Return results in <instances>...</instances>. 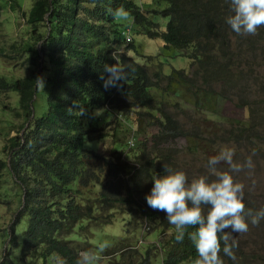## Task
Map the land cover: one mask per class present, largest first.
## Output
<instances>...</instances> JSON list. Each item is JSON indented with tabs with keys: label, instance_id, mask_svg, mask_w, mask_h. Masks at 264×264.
<instances>
[{
	"label": "trees",
	"instance_id": "trees-1",
	"mask_svg": "<svg viewBox=\"0 0 264 264\" xmlns=\"http://www.w3.org/2000/svg\"><path fill=\"white\" fill-rule=\"evenodd\" d=\"M154 3L165 6L151 11L133 0H35L28 11H21L25 25L32 28V40L41 43L42 57L36 49L22 47L23 51L33 53L25 61L27 67L39 68L40 73L32 72L10 81L0 79V93L17 95V102L8 107L11 117L19 121L18 134L6 139L0 149V204L13 214L10 242L0 264H53L54 253L63 257L66 264H76L82 250L72 242L85 240L94 248L101 244L99 240L90 241L82 236H86L85 223L96 221L94 215L103 212L109 204L124 211L136 210L145 227H153L157 240L147 248H156L161 264H193L197 258L187 235L182 243L177 242L174 226L168 223L165 213L153 210L145 200L153 186V174H165L164 162L167 167L178 169L171 164V159L175 161L174 151L160 155L149 147L128 162L122 160L120 150L104 156L82 148L86 142H99L107 136L101 132L103 127L93 121L96 109L117 112L115 120L123 117L127 125L128 116L133 114L137 131L141 120L154 118L150 112L155 111L160 116L158 130L162 135L196 136L164 112L161 105L154 109L155 98L150 90L166 81L161 91H168L174 75H163L161 68L149 75L148 67L137 64L126 54L133 49L132 42L125 43L128 35L132 40L131 30L116 21L117 10L123 9L149 39H161L165 47L176 48L191 61L190 75H184L181 70L175 71V76L193 86L195 96L203 93L199 91L201 86L221 83L224 90L238 88L230 67L243 73V63L248 67L260 65L246 58L237 60L242 51L257 53L252 59L261 55L260 60L264 61V26L257 29V35L237 36L226 23L231 15L226 0H155ZM4 4L0 0V8ZM16 6L21 10L15 2L10 8L15 10ZM149 14L168 19L166 29L161 31L159 23L151 21ZM40 24L43 32L36 29ZM124 45L125 49L119 50ZM11 49V54L19 56L16 53L20 47L17 49L14 44ZM0 55L5 56V52L0 51ZM105 65H130L134 71L129 69L118 87L105 90L99 78ZM252 72L249 69L245 75ZM38 78L43 80V90ZM39 92L45 96L40 115L34 109L36 101H32ZM247 105L251 107L243 99V105L237 108ZM250 110L252 114L256 112L252 107ZM117 128L124 134L120 147L126 137V130L121 128L126 127L118 122ZM238 130L242 134L247 128L240 126ZM257 135L260 133L254 131L249 139L253 146ZM259 154L264 156V152ZM6 175L15 178L10 188L2 180ZM104 178L108 181L102 184ZM259 208L250 206L254 210ZM261 223L264 227V220ZM99 225L103 227L102 222ZM115 242L116 238L110 237L107 245L114 248ZM119 242L117 249L106 253L114 255L120 264H149L148 254L152 249L140 252L145 246L138 251L133 243H125L124 238ZM260 250L264 252V246ZM234 251L236 261L221 253L224 264L245 263L243 251ZM247 264H264V258L251 254Z\"/></svg>",
	"mask_w": 264,
	"mask_h": 264
},
{
	"label": "rangeland",
	"instance_id": "rangeland-1",
	"mask_svg": "<svg viewBox=\"0 0 264 264\" xmlns=\"http://www.w3.org/2000/svg\"><path fill=\"white\" fill-rule=\"evenodd\" d=\"M3 1L6 4L0 8V51L5 52V56L0 55V79L3 78L10 81V79H19L32 72L40 73L39 68H34V66L27 67L26 65V59L33 53L22 50V47H25L34 48L41 52L40 43L36 44L32 40V28L25 25L24 18L21 16V11H28L35 0ZM133 1L141 7L151 8V11L160 10L165 6L154 3L155 0ZM14 2L20 4L21 10L18 6L15 7V10L10 8ZM148 17L151 21L154 20L159 23L161 31L166 29L168 19L154 16L153 14H149ZM116 21L121 26L130 27L133 49L126 51L129 57L137 64L148 67L149 75H153L158 68H161V72L165 76L174 75L168 91H161L166 85V81L159 88L150 90V93L155 98L156 105L154 109L161 105L164 112L173 116L181 126L183 125L188 129L190 134L196 136L173 138L169 135H162L158 130L160 116L155 111L150 112L154 118L141 120L140 131H137L138 126L134 123L133 114L128 116L129 122L126 120L127 125L123 117L115 120L117 112L108 113L103 109H96L93 112V121L103 127L101 132L107 136L102 137L99 142H86L82 148L99 152L104 156H109L112 151L120 150L123 153L122 160H127L128 162L133 161L136 155L139 156L144 149H149V147L160 155L174 151L175 161L171 159V164L173 165L174 163L178 168L177 170L184 171L189 180H191L199 175H207V159L218 154L220 145L234 146L236 148L235 162L242 163L248 156H251L254 164L251 174H249L247 169L240 173H232L235 181L242 182L245 185L243 198L244 205H247L245 208L249 209L251 205L260 208L264 207V156L259 154L264 152V61L260 60L262 56L252 59L258 54L242 51L237 60L246 58L249 62L255 61L254 63L257 65L260 63L261 66L252 65L248 67L247 64L243 63L241 64V68L245 69L243 73L239 72V68L230 67L231 75H234L233 79L238 84V88L224 90L221 83L201 86L202 90L199 91L203 93L198 92L195 96L194 87L188 86L181 78L179 79L175 76V71L181 70L184 71V75H190L191 61L189 59L181 55L176 48L172 46L165 47L161 39H149L140 26L136 25L126 12L123 11V13L118 14ZM42 28L40 24L36 29L43 32ZM14 44L17 49L20 47L19 53H16L19 56H14L10 53L12 51L11 46ZM125 47L126 45L124 47L121 46L119 50H123ZM6 55L13 58H8ZM249 69L253 70L252 74L245 75ZM151 79L155 80L153 77ZM14 95L0 93V149L5 144L6 139L18 134L16 131L19 121L11 117V110L8 107V105H13L15 101L17 102V95ZM44 98V94L39 92L33 99L36 101L34 109L39 115L43 112ZM243 99L249 101V105H251L252 110L256 111L255 113H250L251 107L248 105L244 108H237L239 105H243ZM118 122L121 127H126L125 129L121 128V131L126 130V137L125 143H122L123 146L120 147L119 142L124 138V134L121 135L117 128ZM240 126L247 128L242 134L238 130ZM115 129L118 130L114 132ZM254 131L260 133V135H257L259 139L256 136L255 146L249 141L253 137ZM114 133L116 136H112ZM132 134L134 139L131 137ZM238 136L242 138L237 140ZM130 141L135 144L132 149L129 146ZM255 147L256 149H254ZM253 151H255V155H252ZM163 164L167 167L165 162ZM218 167L222 170L228 169V166L223 163ZM11 176L6 175L2 178L3 181L8 182L7 188H10L13 180H15ZM106 181L108 180L104 178L102 184ZM246 201L250 202L245 204ZM136 214L137 212L134 209L124 211V209H119L117 206L109 204L104 208L103 212H98L94 215L97 217L96 221L85 223L84 231L86 236L83 235L82 237H86L87 240L96 239L101 241V243L107 242L108 244L110 237L116 238V242L112 245L114 248L107 246L109 250H106V248L100 253L102 258L99 264L121 263L114 255H108L107 253L117 249L120 245L119 241L123 238L125 243H133L138 251L145 246L140 252L152 249L148 254L149 264H161V256L159 252L154 250L156 248H147L150 244H154L155 239L157 240L153 227H145V224L142 223ZM100 222H102L103 227L99 225ZM12 223V211H8L3 204H0V261L6 254L7 243L10 242L9 234ZM261 225L262 223L260 222L258 226H253L249 222V231L247 233L233 234L238 241L236 252L242 250L244 253V257H242L245 260L244 264L249 262L251 254L264 258V252L260 250L264 246V227ZM77 233H80L79 229H77ZM98 234L101 235L102 240ZM83 241L85 240L72 242V245L82 251L90 248L98 249L99 247L98 245L94 248L93 244Z\"/></svg>",
	"mask_w": 264,
	"mask_h": 264
},
{
	"label": "clouds",
	"instance_id": "clouds-1",
	"mask_svg": "<svg viewBox=\"0 0 264 264\" xmlns=\"http://www.w3.org/2000/svg\"><path fill=\"white\" fill-rule=\"evenodd\" d=\"M226 2L231 11L226 23L231 30L237 36L257 35V29L264 26V0ZM120 13H123V9L117 10V14ZM129 69L130 65H105L99 77L105 90L118 87L119 82L126 79ZM37 81L43 90V80L38 78ZM131 137L134 139L133 134ZM252 155H255V151ZM235 156L234 146L220 145L218 154L207 159V175L189 180L184 171L164 167V175L154 173L152 176L153 186L150 194L145 197L146 203L153 210L165 213L168 223L174 226L177 242L182 243L187 235L197 253L193 264H224L221 253L236 261L234 250L238 248V241L233 234L247 233L249 222L258 226L264 220V207L258 210L245 208V185L235 181L232 175L245 169L251 174L254 169L252 157L248 156L244 162L239 163L234 161ZM222 163L228 166L227 170L218 167ZM189 228L195 230L188 231ZM107 246V242H104L98 249L81 251L76 264H99L102 258L100 253ZM53 264L66 262L58 253H54Z\"/></svg>",
	"mask_w": 264,
	"mask_h": 264
},
{
	"label": "built area",
	"instance_id": "built-area-1",
	"mask_svg": "<svg viewBox=\"0 0 264 264\" xmlns=\"http://www.w3.org/2000/svg\"><path fill=\"white\" fill-rule=\"evenodd\" d=\"M130 41H131V39H130L129 35L126 36V42H130ZM129 146H130V147L133 146V142H132V141L129 142Z\"/></svg>",
	"mask_w": 264,
	"mask_h": 264
},
{
	"label": "water",
	"instance_id": "water-1",
	"mask_svg": "<svg viewBox=\"0 0 264 264\" xmlns=\"http://www.w3.org/2000/svg\"><path fill=\"white\" fill-rule=\"evenodd\" d=\"M47 19V18H46ZM40 53V56L42 57V53L41 52H39Z\"/></svg>",
	"mask_w": 264,
	"mask_h": 264
}]
</instances>
